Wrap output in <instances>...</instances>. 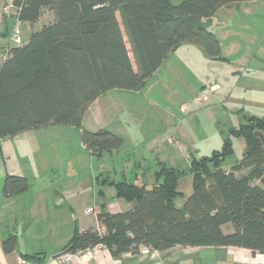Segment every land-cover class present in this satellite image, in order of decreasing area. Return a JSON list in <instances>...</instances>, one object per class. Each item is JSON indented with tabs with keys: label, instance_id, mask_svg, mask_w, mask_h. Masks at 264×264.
I'll list each match as a JSON object with an SVG mask.
<instances>
[{
	"label": "trees",
	"instance_id": "obj_1",
	"mask_svg": "<svg viewBox=\"0 0 264 264\" xmlns=\"http://www.w3.org/2000/svg\"><path fill=\"white\" fill-rule=\"evenodd\" d=\"M13 1L30 34L0 67V141L47 124H64L80 131L82 144L98 159L103 152L118 150L123 139L107 129L84 128L88 106L112 89L139 90L183 43H194L210 59L224 60L205 21L223 5L250 0ZM45 11L52 19L37 27ZM245 120L228 131L244 140L245 151L227 169L220 162L231 152L229 136L211 156H190L187 169L160 165L150 188L124 176L102 179L131 207L116 213L103 207L99 225L75 229L63 252L100 244L114 257L142 247L175 246H236L264 254V146L253 132L264 135V116ZM187 175L192 192L184 196L177 182ZM29 186L27 177L7 174L2 193L14 196ZM226 226L231 231L225 232ZM15 243V235H8L3 251H13Z\"/></svg>",
	"mask_w": 264,
	"mask_h": 264
},
{
	"label": "crops",
	"instance_id": "obj_2",
	"mask_svg": "<svg viewBox=\"0 0 264 264\" xmlns=\"http://www.w3.org/2000/svg\"><path fill=\"white\" fill-rule=\"evenodd\" d=\"M213 14L205 22L219 40L221 57L224 60L210 59L194 43H183L168 55L139 90L112 89L101 94L83 113V127L90 131L107 129L117 134L118 132L110 126L112 123L115 124L117 119L116 123L123 124L122 129L131 130L129 115H125L129 111L125 99L134 94L141 96L140 92L147 89L153 90L159 85L157 78L163 70L168 73V80L170 74L177 69L179 74H185L193 82L196 81L194 90L186 92L194 106H198L194 101L195 97L208 93V102L210 101L208 107L216 105L217 101L225 104L229 101L230 109L234 110L245 109L246 106L264 109V0L229 3L219 7ZM13 23L14 18L11 14L0 16V51L7 43ZM21 25L27 26L30 34L29 25L27 23ZM202 75H205V78ZM218 81L229 83V87L224 90ZM211 85L217 86V89L210 91ZM169 91H163L165 102L170 101L172 98L170 93L175 90ZM173 95L174 99L177 98L175 93ZM186 101L188 100H179L178 111L181 114L188 109ZM168 109L169 107L167 112L173 114V111ZM92 114L107 115L108 119L95 123L91 118ZM112 119L114 121L109 123ZM52 125L54 124H47L43 126L44 128L30 131L31 136L36 132H43L47 126L53 127ZM18 137L19 135L12 138ZM155 137L154 143L157 144L155 147H158V136ZM116 152V155H119V150ZM2 158L3 152L0 147V161ZM125 164H129V161L125 160ZM188 166L189 163L185 169ZM158 170L156 168L152 171L154 179ZM54 172L50 169L49 175L46 174L37 184L35 180L31 182L28 179L30 186L25 192L6 197L2 193L5 176L7 174L27 176L16 167L8 170L5 162L0 165V264H63L59 261L58 255L68 245L75 229L84 231L97 227L98 214L103 207L112 213L122 212L131 207L130 203L115 197L113 186L99 184L100 179L117 181L124 176L126 180L145 184L147 188L155 183L151 178L150 182L147 181L145 172L138 165L129 166L126 172H129L130 176L122 170L119 178H110L108 174H104L107 173L105 171H99L98 175L90 172L86 179L89 180L88 183L83 182L84 179L81 177L78 178L80 185L78 180L72 183L70 173L56 175ZM183 180L185 189L180 188V182ZM190 181L191 177L187 175L177 182L178 190L184 196L192 192ZM256 183H259V180H256ZM88 209L92 212L86 213ZM224 231L229 232L231 229L224 228ZM8 235H15L16 243L13 251L5 253L1 243ZM149 250L148 254H142L140 251L126 252L114 257L107 247L101 246L92 255L81 253L66 264H264V254H254L246 248L236 246H175L164 250ZM24 255L34 257L27 259Z\"/></svg>",
	"mask_w": 264,
	"mask_h": 264
},
{
	"label": "rangeland",
	"instance_id": "obj_3",
	"mask_svg": "<svg viewBox=\"0 0 264 264\" xmlns=\"http://www.w3.org/2000/svg\"><path fill=\"white\" fill-rule=\"evenodd\" d=\"M179 1L173 0V4ZM51 19L52 14L45 11L39 19L37 27L48 23ZM28 34L29 28L20 25V35L23 41L28 38ZM163 71L161 74L158 73L160 76L157 78L159 85L153 90L147 89L140 92L141 96L134 94L125 99L129 105V111L125 115H129L128 120H130L129 125H131L132 131L122 129L123 124L116 123L117 119L115 124L112 123L113 119L109 121L112 123L110 125L112 129L118 132L117 135L120 134L118 136L123 139L122 145L118 149L119 155H116L118 150L113 151L112 154L103 152L101 157L96 159L88 149L82 146L78 129L69 125L54 124L51 128L47 126L43 132H36L33 134L34 136H31L30 133L33 130H29L19 134L18 138L1 139L0 147L3 158L0 165L5 162V167L8 170L11 167L19 168V172L24 173L31 182L35 180V184L42 177L44 179L46 174L49 175L50 169H53L56 175L70 173L72 175L70 177L73 178L72 183L76 182L79 177L84 179L83 182L88 183L89 180L86 179L90 172L98 175L99 171H105L107 173L104 174H108L110 178H119L122 170L127 176H130V173L126 172L129 166L138 165L145 172L147 181L150 182L151 178L154 182L152 171L156 168L159 169L160 165L185 169L190 156L209 157L213 151L222 150L223 141L227 136L231 141V152L223 156L224 158L220 162L221 167H229L238 162L245 151V142L242 138L230 135L228 131L245 123V119L250 116L262 118L264 109L246 106L245 109L234 110L230 109L229 101L227 104L217 101L216 105L208 107L210 102H208V93L195 97L194 101L198 106H194L186 96V92L194 90L196 81L193 82L185 74H179L177 69L170 74L168 80V73ZM202 76L205 78V75ZM218 82L224 90L229 87V83ZM173 89L177 98L174 99L175 96L170 93L173 99L170 98V101L165 102L163 91L170 90L169 92H171ZM216 89L217 86L211 85L210 91ZM182 99L188 100L186 101L188 109L181 114L178 110H180L179 100ZM197 99H200V102H196ZM167 107H169V111H173V114L167 112ZM91 118L95 123H98L100 120H107L108 116L92 114ZM155 136H158V147H155L157 146L154 143ZM135 139L137 141H134ZM145 139L146 141H144ZM172 139L178 141L182 149L176 147V143L168 144V140ZM125 160L129 161V164H125ZM183 182L184 180L180 182L181 189H185ZM78 184L80 185L79 180ZM99 184H101V179ZM180 202L183 200H179L178 205ZM224 228H228V226Z\"/></svg>",
	"mask_w": 264,
	"mask_h": 264
},
{
	"label": "built area",
	"instance_id": "obj_4",
	"mask_svg": "<svg viewBox=\"0 0 264 264\" xmlns=\"http://www.w3.org/2000/svg\"><path fill=\"white\" fill-rule=\"evenodd\" d=\"M6 14H11L14 18V23L11 29V32L8 36V40L7 43L5 44V46L1 49L0 51V67L5 63V61L9 58L10 56V52L11 49L14 46H18L22 44V37L20 35V25L21 22L19 21L18 15H19V6H15L14 5V1L13 0H0V16L2 15H6ZM206 99V98H204ZM196 102H200V99H197ZM172 143H176L179 149H182V147H180L181 145L179 144L178 141H175L174 139L172 140H168V144H172ZM92 212L91 209H88L86 211V213H90ZM102 245L98 244L95 245L83 252H76V253H72L70 251H66V252H62L61 254H59L58 259L61 263L66 264L68 262H70L75 256L81 254V253H85L87 255H92L99 247H101ZM149 248L148 247H142L140 252L142 254H148L149 253Z\"/></svg>",
	"mask_w": 264,
	"mask_h": 264
},
{
	"label": "water",
	"instance_id": "obj_5",
	"mask_svg": "<svg viewBox=\"0 0 264 264\" xmlns=\"http://www.w3.org/2000/svg\"><path fill=\"white\" fill-rule=\"evenodd\" d=\"M253 132H254V135L260 139V141H261L260 143L263 144V146H264V135H263V133L259 132V131H256V132L253 131Z\"/></svg>",
	"mask_w": 264,
	"mask_h": 264
}]
</instances>
